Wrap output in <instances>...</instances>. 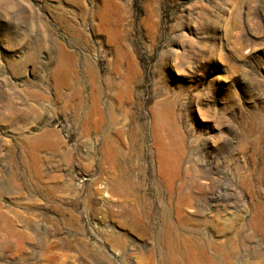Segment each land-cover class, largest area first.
Returning <instances> with one entry per match:
<instances>
[{"label": "rangeland", "instance_id": "rangeland-1", "mask_svg": "<svg viewBox=\"0 0 264 264\" xmlns=\"http://www.w3.org/2000/svg\"><path fill=\"white\" fill-rule=\"evenodd\" d=\"M165 239L264 264V0H0V264Z\"/></svg>", "mask_w": 264, "mask_h": 264}, {"label": "bare ground", "instance_id": "bare-ground-1", "mask_svg": "<svg viewBox=\"0 0 264 264\" xmlns=\"http://www.w3.org/2000/svg\"><path fill=\"white\" fill-rule=\"evenodd\" d=\"M120 189V188H119ZM116 191V190H115ZM118 194V192H117ZM178 215V214H177ZM221 216V215H220ZM218 217V215H217ZM220 218V217H219ZM225 218V217H224ZM181 219V218H179ZM197 221V220H196ZM217 221H219V219H217ZM220 222V221H219ZM186 223V222H185ZM216 225V223H214ZM195 225V224H194ZM198 225V224H197ZM188 226V225H187ZM199 227V226H198ZM215 229V228H214ZM217 229V228H216ZM213 231V230H212ZM218 231V230H217ZM233 231V230H232ZM227 232V231H226ZM229 232V231H228ZM238 232V231H237ZM218 233V232H216ZM222 233V232H221ZM227 235V234H226ZM170 236V235H169ZM219 236V234H218ZM221 237V236H220ZM219 237V238H220ZM185 240L187 239L186 237H184ZM168 239V238H167ZM167 239H165V248L166 250L163 251L164 255L162 256V259L165 261L166 264H191V261L189 258L186 257V255H184V253H181V249L178 248L177 245L175 244H171L169 241H167ZM170 239V238H169ZM182 239V238H181ZM171 240V239H170ZM180 240V239H179ZM183 240V239H182ZM188 240V239H187ZM186 240V241H187ZM190 241V240H188ZM194 241V240H193ZM221 241V240H220ZM174 242V241H173ZM176 242V241H175ZM191 242V241H190ZM189 242V243H190ZM222 242V241H221ZM220 242V243H221ZM185 243V242H184ZM183 243V244H184ZM186 244V243H185ZM199 249L201 254L198 257H195V262L192 264H216L215 263V257L217 255L220 254V252L222 251V248L220 245H218L217 243H212L210 241H208V243L206 244V246H204L203 242L200 241L199 243ZM210 249L211 251H213L214 255L212 254V256L210 255H206V254H202L204 253L205 248ZM185 249V248H184ZM192 251V250H191ZM191 254V253H190ZM234 261V260H233ZM237 261V260H236ZM239 262V261H238ZM227 263V262H226ZM229 264V263H228ZM231 264V262H230ZM236 264V262H235Z\"/></svg>", "mask_w": 264, "mask_h": 264}]
</instances>
